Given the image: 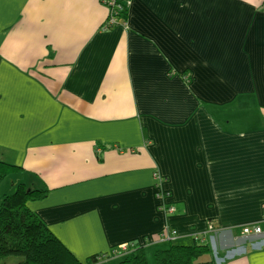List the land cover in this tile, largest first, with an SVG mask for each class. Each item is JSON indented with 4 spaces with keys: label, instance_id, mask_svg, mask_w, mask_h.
Returning a JSON list of instances; mask_svg holds the SVG:
<instances>
[{
    "label": "crops",
    "instance_id": "obj_1",
    "mask_svg": "<svg viewBox=\"0 0 264 264\" xmlns=\"http://www.w3.org/2000/svg\"><path fill=\"white\" fill-rule=\"evenodd\" d=\"M263 5L130 0L102 30L100 0H0L3 194L46 191L28 209L82 264L132 243L264 264L241 235L264 230Z\"/></svg>",
    "mask_w": 264,
    "mask_h": 264
},
{
    "label": "trees",
    "instance_id": "obj_2",
    "mask_svg": "<svg viewBox=\"0 0 264 264\" xmlns=\"http://www.w3.org/2000/svg\"><path fill=\"white\" fill-rule=\"evenodd\" d=\"M18 168L0 161V184ZM46 197V191L32 190L23 184L11 194L0 198V261L9 256L19 257L16 264H82L28 209V203ZM125 257L119 264H146L144 250L137 244H127ZM211 255L208 243L189 246L170 245L155 253L156 264H197V260ZM106 257V255H104ZM101 257V256H100ZM99 255L90 256L86 264L103 260Z\"/></svg>",
    "mask_w": 264,
    "mask_h": 264
},
{
    "label": "built area",
    "instance_id": "obj_3",
    "mask_svg": "<svg viewBox=\"0 0 264 264\" xmlns=\"http://www.w3.org/2000/svg\"><path fill=\"white\" fill-rule=\"evenodd\" d=\"M101 3L106 7L108 11V16L105 20V22L102 24V30H108L110 28H113L118 25H126L121 21L122 19L125 18L128 7L130 5V0H100ZM263 10H264V5H263ZM154 179L156 183L159 182L160 178L159 176L154 175ZM264 212V208H263ZM210 230L212 229L211 227L209 228ZM241 235L244 238H249V237H257L261 238L258 240V242H255L252 244L253 247H258L262 248L264 247V230L260 227V225L252 224V225H245L241 228ZM127 246H124L122 250L124 251ZM100 257V256H99ZM100 258H105L104 255H101Z\"/></svg>",
    "mask_w": 264,
    "mask_h": 264
},
{
    "label": "rangeland",
    "instance_id": "obj_4",
    "mask_svg": "<svg viewBox=\"0 0 264 264\" xmlns=\"http://www.w3.org/2000/svg\"><path fill=\"white\" fill-rule=\"evenodd\" d=\"M8 180V176L2 181L3 183V185H2V187L0 188V198L2 197V195H3V192L6 190V189H4L5 188V186L6 185H4V184H6L5 182ZM212 248V247H211ZM213 252V251H212ZM213 255V254H212ZM151 256H152V253H151ZM206 258V257H205ZM203 258H201V259H199V262L202 260ZM20 260V258L19 257H16V256H9V257H7L6 259H4V260H1L0 261V264H16L18 261ZM112 260H114V259H110V260H108V261H105V262H102V263H100V264H116V262L117 261H115V262H111ZM110 262V263H109Z\"/></svg>",
    "mask_w": 264,
    "mask_h": 264
}]
</instances>
